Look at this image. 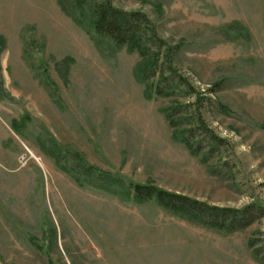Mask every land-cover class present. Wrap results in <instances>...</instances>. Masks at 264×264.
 <instances>
[{"label":"rangeland","instance_id":"rangeland-1","mask_svg":"<svg viewBox=\"0 0 264 264\" xmlns=\"http://www.w3.org/2000/svg\"><path fill=\"white\" fill-rule=\"evenodd\" d=\"M105 1L149 18L194 96H155L135 53L71 18ZM177 106L226 141L206 163L173 140ZM129 183L264 207V0H0V264H258L264 218L216 231Z\"/></svg>","mask_w":264,"mask_h":264},{"label":"trees","instance_id":"trees-1","mask_svg":"<svg viewBox=\"0 0 264 264\" xmlns=\"http://www.w3.org/2000/svg\"><path fill=\"white\" fill-rule=\"evenodd\" d=\"M71 18L87 33H94L108 39L116 48L124 47L129 53H135L139 57L135 75L143 83L154 81L151 90L155 96L170 98L180 86L185 95H195L192 87L177 75L172 66L175 48L168 46L159 37L153 23L144 13L126 12L105 1L91 5L87 16L83 17L84 24L78 16L72 15ZM181 109L182 107L177 106L164 110V116L172 129V138L183 144L193 156H198L205 150L201 162L206 163L227 143L217 137L195 112L189 117L175 119ZM183 124L190 127L180 131ZM197 132L199 134L196 135ZM211 172L214 173L215 169ZM127 191L137 203L153 201L163 210L183 220L225 233L243 231L264 218V207L256 204H249L241 209L219 207L148 184L129 183ZM248 245L255 261L264 264V247H256L253 241H249Z\"/></svg>","mask_w":264,"mask_h":264}]
</instances>
